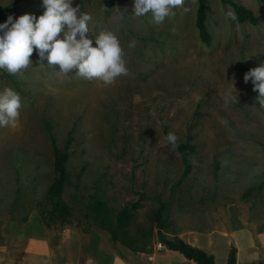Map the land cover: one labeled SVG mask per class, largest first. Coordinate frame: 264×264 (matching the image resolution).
<instances>
[{"label":"rangeland","instance_id":"374dc122","mask_svg":"<svg viewBox=\"0 0 264 264\" xmlns=\"http://www.w3.org/2000/svg\"><path fill=\"white\" fill-rule=\"evenodd\" d=\"M236 1L254 13L257 24L239 22L236 14L234 20L226 18L232 6L208 0L212 43L206 45L195 27L197 0H185L189 11L174 9L162 24L154 23L151 13L135 16L134 0H73V6L92 15L95 34H117L128 75L111 85L76 73L65 77L58 65L41 61L35 49L22 77L0 70V91L11 87L22 97L16 126L0 128V264H16L17 246L51 231L78 242L89 233L100 234V246L128 264L122 255L131 249L114 244L88 213L93 194L114 214L139 201L131 210L130 232L151 229L152 246L159 239L150 215L163 203L167 232L193 229L201 239L215 233L221 262L228 243L219 232L244 230L252 238L249 244L258 248L256 264H264V107L243 79L244 68L264 63V3ZM0 5L17 15L44 9L43 0H0ZM87 35L95 46L94 34ZM229 90L235 99L225 103ZM169 132L195 146L191 171L182 180L179 152L161 146ZM52 139L69 154L62 198L71 214L69 223L56 222L49 229L44 222L45 194L55 177ZM236 242L243 250L248 247V238ZM231 245L236 247L235 241ZM151 253L153 261L140 257V263L188 264L178 251L163 247Z\"/></svg>","mask_w":264,"mask_h":264},{"label":"clouds","instance_id":"9594fccd","mask_svg":"<svg viewBox=\"0 0 264 264\" xmlns=\"http://www.w3.org/2000/svg\"><path fill=\"white\" fill-rule=\"evenodd\" d=\"M184 5L185 0H134L133 14L141 17L151 13L153 22L162 24L174 15V9ZM43 7L39 17L24 13L13 19L10 15L0 23V70L22 77L32 66L30 58L35 49L41 61L46 59L52 67L58 65L59 74L65 77L76 73L85 80L111 85L118 77L128 75L124 49L115 32L103 30L95 34L90 28L92 15L82 13L79 5L73 6V0H43ZM226 18L234 20L235 13L229 9ZM89 32L94 34L95 46ZM243 79L245 83L251 81L253 91L258 93L256 99L264 107V63L249 69ZM224 99L225 103L235 99L232 90L225 93ZM21 108L19 92L11 87L0 91V128L15 127ZM169 145L173 149L179 146L174 132H169L161 144Z\"/></svg>","mask_w":264,"mask_h":264},{"label":"trees","instance_id":"16d2710c","mask_svg":"<svg viewBox=\"0 0 264 264\" xmlns=\"http://www.w3.org/2000/svg\"><path fill=\"white\" fill-rule=\"evenodd\" d=\"M229 3L237 17L239 22H249L251 24H257L258 19L254 13L243 6L236 0H223ZM264 3V0H260ZM208 0H197L195 11V27L198 31L199 38L206 45H211L212 34L210 33L207 24V7ZM45 9H41L35 15L39 17L43 14ZM13 19L18 18L14 11L10 10L8 6L0 5V18L4 21L9 16ZM251 67L244 68L246 73ZM250 92L257 96L258 93L253 91V85L251 81L248 83ZM261 148L264 151V143H261ZM183 162V172L180 180H182L191 171V155L195 151V146L188 141H179V146L175 148ZM52 153H53V167L55 171V177L46 190L45 200L47 204V210L45 212V225L47 228H53V224L60 222L66 224L70 222L71 208L63 200L62 192L67 179L66 161L68 158L67 148H60L52 139ZM219 162L216 158L212 161V169L214 173H217ZM140 206L139 201H134L130 206H123L115 214L112 213V209L108 202L96 194L91 195V199L87 206V211L95 219L96 224L106 230L110 234L111 241L116 244L121 242L123 245L129 247L133 251L146 252L149 251L150 238L152 230L142 232L140 228H136L135 232H130V218L131 210ZM150 218L154 222V226L157 228L156 234L159 242L163 244V247L178 251L185 258L192 260L195 264H218L215 262L212 254L208 253L203 248L190 244L183 240L181 237L174 235L172 237L167 236V228L170 226L168 218V210L163 203L153 209ZM41 229V228H39ZM165 230V231H164ZM224 264H237V248L231 245L228 250L226 262Z\"/></svg>","mask_w":264,"mask_h":264},{"label":"crops","instance_id":"0c3cea01","mask_svg":"<svg viewBox=\"0 0 264 264\" xmlns=\"http://www.w3.org/2000/svg\"><path fill=\"white\" fill-rule=\"evenodd\" d=\"M219 233H222V236L227 238L226 243H228L227 251L220 257L221 262H219L216 257L215 244L217 240L213 237L215 234L213 232H209L204 239H201L200 235L193 229L187 230L183 234L179 233L178 235L166 232V235L170 237L177 235L190 244L203 248L213 255L215 262L218 264H224L226 262L230 243L235 241L237 248V264H240L241 252L245 251V253H247V261L245 260L244 263L256 264L260 254L253 242L249 244L252 238L248 232L242 230V233L236 234L235 232L227 230ZM45 234L46 233L40 232L39 234L31 235V238L27 239V243H23L21 247L17 246L20 258L18 257L19 261L17 260L16 264H127L111 250L100 246V241L102 239L100 234L89 233L86 240L81 238V242H78L74 237H68V234L61 237L59 234H53L52 231L47 236ZM242 237L248 238V247L244 250L240 248V244L236 242L242 239ZM156 242H159V240H156ZM153 248L157 251L163 249H157L156 243H154V246L149 245V251H146V255L145 252L130 250L129 254L122 255V257L128 260V264H141L139 261L140 257H146L147 261H153L154 255L151 253ZM165 249L173 251L167 248ZM249 249L250 252L248 253L247 251ZM149 256H151V258H149ZM185 259L183 260L184 263L190 264V262L186 261H192L187 258ZM192 263L194 262L192 261Z\"/></svg>","mask_w":264,"mask_h":264},{"label":"built area","instance_id":"2783aa9c","mask_svg":"<svg viewBox=\"0 0 264 264\" xmlns=\"http://www.w3.org/2000/svg\"><path fill=\"white\" fill-rule=\"evenodd\" d=\"M156 247H157V249H162L163 248V244L161 242H157L156 243ZM149 258H151V256H149Z\"/></svg>","mask_w":264,"mask_h":264}]
</instances>
